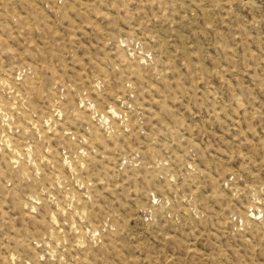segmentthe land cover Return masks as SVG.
Returning <instances> with one entry per match:
<instances>
[{
    "label": "rangeland",
    "instance_id": "obj_1",
    "mask_svg": "<svg viewBox=\"0 0 264 264\" xmlns=\"http://www.w3.org/2000/svg\"><path fill=\"white\" fill-rule=\"evenodd\" d=\"M0 264H264V0H0Z\"/></svg>",
    "mask_w": 264,
    "mask_h": 264
}]
</instances>
